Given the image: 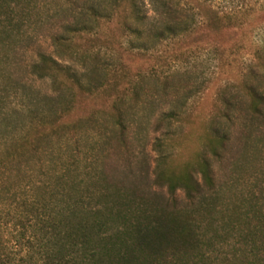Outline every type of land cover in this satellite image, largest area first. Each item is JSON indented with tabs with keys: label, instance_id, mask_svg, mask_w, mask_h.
Listing matches in <instances>:
<instances>
[{
	"label": "trees",
	"instance_id": "obj_1",
	"mask_svg": "<svg viewBox=\"0 0 264 264\" xmlns=\"http://www.w3.org/2000/svg\"><path fill=\"white\" fill-rule=\"evenodd\" d=\"M57 1L0 0V83ZM149 3L147 22L142 0L86 1L57 26L55 55L31 66L54 92L25 131L0 135V264H264L263 91L240 85L233 133L222 93L186 159L181 108L159 121L151 169L134 150L138 84L108 75L126 76L122 55L181 39L194 21L182 0Z\"/></svg>",
	"mask_w": 264,
	"mask_h": 264
},
{
	"label": "rangeland",
	"instance_id": "obj_2",
	"mask_svg": "<svg viewBox=\"0 0 264 264\" xmlns=\"http://www.w3.org/2000/svg\"><path fill=\"white\" fill-rule=\"evenodd\" d=\"M86 1L59 0L52 4L48 17L23 43L16 57L18 65L10 71V80L0 83V135L6 136L11 129L20 134L38 118L44 107L43 102L38 103L53 93L54 87L49 79L31 74V66L41 54L55 55L52 35L57 26L73 19L71 16ZM142 2L148 22L153 15L152 6L149 0ZM182 3L194 14L191 33L146 53L134 51V56L122 55L120 58L129 66L123 71L126 76L111 71L105 82L138 84L135 118L143 123L141 129L137 124L133 126V135L137 132L133 147L136 153L145 152L150 169L154 138L166 125L165 121L159 124L163 115L180 108L189 115L177 157L181 161L196 150L207 117L222 93L235 108V121L226 125L233 133L245 119L240 107L243 100L240 85L254 84L264 92V0H182ZM103 59L101 53L99 58L89 59L88 66L99 65ZM3 86L7 89L2 90ZM94 103L86 101L81 106L89 108ZM5 118L11 125L6 124ZM39 158V162L47 160L43 154Z\"/></svg>",
	"mask_w": 264,
	"mask_h": 264
}]
</instances>
